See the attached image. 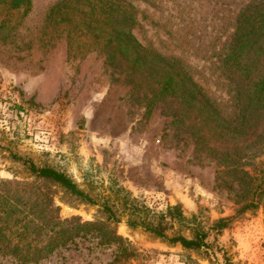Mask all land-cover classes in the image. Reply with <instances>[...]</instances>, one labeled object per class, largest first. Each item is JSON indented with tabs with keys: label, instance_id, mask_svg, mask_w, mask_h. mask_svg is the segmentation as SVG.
<instances>
[{
	"label": "rangeland",
	"instance_id": "1",
	"mask_svg": "<svg viewBox=\"0 0 264 264\" xmlns=\"http://www.w3.org/2000/svg\"><path fill=\"white\" fill-rule=\"evenodd\" d=\"M31 1L22 17L24 9L0 0V178L31 180L16 154L61 170L95 200L82 203L58 188L63 219L106 220L103 202L122 206L129 199L144 205L148 218L180 205L190 224L170 223L169 238L190 239L196 227L208 234L210 247L185 250L121 217L116 229L141 252L139 264H262L264 126L246 150L233 153L248 176H232L196 152L187 135L176 134L166 107L158 104L143 116L144 79L129 83L124 62L108 60L105 37L79 35L70 42L67 28L47 20L62 0ZM126 1L136 11L138 40L180 60L232 121L236 92L222 64L239 14L264 0ZM115 248L79 239L40 264H103ZM0 264L16 263L0 255Z\"/></svg>",
	"mask_w": 264,
	"mask_h": 264
},
{
	"label": "trees",
	"instance_id": "2",
	"mask_svg": "<svg viewBox=\"0 0 264 264\" xmlns=\"http://www.w3.org/2000/svg\"><path fill=\"white\" fill-rule=\"evenodd\" d=\"M11 2L14 9H24L22 17L28 15L31 0ZM135 17V8L126 0H62L50 9L47 20L67 28L70 42L79 35L105 37L108 60L120 58L124 62L129 83H134L135 76L144 79L147 108L143 116L150 115L158 104L163 105L178 136L187 135L196 152L217 160V165L232 176L244 179L248 172L240 168L233 153L246 150L257 128L264 126V1L239 14L222 64L236 92L237 110L232 121L220 114L180 60L166 58L138 40L132 33ZM12 157L31 174L30 181L0 178V255L12 258L16 264H40L61 249L77 246L79 239H98V245L116 247L112 259L103 264H139L141 252L116 229L124 216L128 217L129 227L144 228L185 250L210 247L208 234L199 227L190 239L182 235L169 238L170 223L190 224L180 205L168 206L164 213L148 218L144 205L126 199L122 206L103 202L106 220L84 221L78 216L63 219L55 202L58 188L82 203L95 204V200L61 170L38 167L16 154Z\"/></svg>",
	"mask_w": 264,
	"mask_h": 264
},
{
	"label": "built area",
	"instance_id": "3",
	"mask_svg": "<svg viewBox=\"0 0 264 264\" xmlns=\"http://www.w3.org/2000/svg\"><path fill=\"white\" fill-rule=\"evenodd\" d=\"M263 248H264V240H263ZM262 264H264V250L262 251Z\"/></svg>",
	"mask_w": 264,
	"mask_h": 264
}]
</instances>
